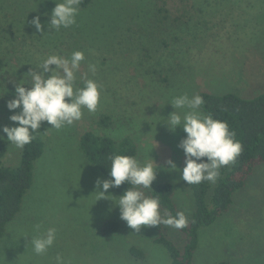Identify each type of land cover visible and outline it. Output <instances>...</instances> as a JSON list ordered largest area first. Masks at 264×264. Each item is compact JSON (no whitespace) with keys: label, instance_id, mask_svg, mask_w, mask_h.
I'll list each match as a JSON object with an SVG mask.
<instances>
[{"label":"rangeland","instance_id":"obj_1","mask_svg":"<svg viewBox=\"0 0 264 264\" xmlns=\"http://www.w3.org/2000/svg\"><path fill=\"white\" fill-rule=\"evenodd\" d=\"M54 6V0H0V137L8 144L1 164L15 167L20 158V149L2 131V126H15L9 116L20 111H10L7 101L15 96V84L30 82L29 69L41 71L36 66L48 56L70 58L82 51L76 87L95 80L100 101L95 112L84 108L71 125L57 130L45 121L34 133L43 152L34 162L20 212L0 242V264H56L58 255L65 264H170L166 249L154 242V228L134 232L120 218L114 188L108 190L114 197L94 203L96 181L106 178L83 156L80 137L92 131L116 140L131 138L142 164L156 144L149 152L157 163L151 187L170 183L177 209L189 219L195 205L181 178L184 153L177 146L186 134L179 126L170 131L164 122L172 111L182 115L185 110L168 102L185 93L251 97L264 89V0H92L79 6L74 25L58 31L47 26ZM35 16L41 32L31 24ZM102 114L110 116L107 124L99 123ZM169 158L178 170L166 163ZM209 182L211 193L217 179ZM108 220H118L120 228L104 235L101 226ZM48 228L56 229L54 244L37 254L31 240ZM161 231L183 246L177 228L161 222ZM132 248L144 257L134 256ZM220 261L264 263V162L234 192L230 209L198 230L192 264Z\"/></svg>","mask_w":264,"mask_h":264},{"label":"clouds","instance_id":"obj_2","mask_svg":"<svg viewBox=\"0 0 264 264\" xmlns=\"http://www.w3.org/2000/svg\"><path fill=\"white\" fill-rule=\"evenodd\" d=\"M54 3L47 26L50 24L58 31L61 27L68 28L74 25L81 0H60V2L54 0ZM31 24L38 32L42 31L39 16L33 17ZM84 59V53L77 50L70 58L59 55L48 56L36 66L41 69L39 72L29 69L31 81L15 84V96L7 101L6 106L10 111L20 109L18 113L13 112L9 116L11 121L17 122L15 126H2V131L7 134V140L14 143L17 148L23 149L32 142L34 133L41 127L42 122L46 121L52 128L59 130L65 125L80 120L84 108L89 112L97 110L100 85L93 79H85L83 87H76V73ZM50 65L55 67L50 68ZM57 69L62 70V74ZM89 70L95 73L96 66L90 64ZM46 73L50 74L46 75ZM25 84L31 86L26 88ZM168 103L173 109L185 110L182 115L180 112L172 111L164 120L170 131H175L179 126L186 134L177 145L184 153V166L180 170L181 178L187 184H199L205 180L215 182L219 176V169L233 163L243 150L241 142L236 139L235 131L229 129L226 121L215 119L211 114L205 115L199 111L205 103L199 94L191 97L187 93L181 94ZM154 147L148 151L149 160L143 164L132 155L110 156L111 179L98 178L96 181L98 189L94 191L98 195L94 203L99 199H110L111 194L108 193L110 188L127 183L128 187L118 196L119 200L115 204L119 207L120 218L134 232H139L141 226H157L161 222L175 228H183L186 225L183 212H177L175 217L163 219L159 196H149L141 190L153 191L151 185L156 178L157 163L149 156V152ZM205 157L206 160L202 159ZM166 163L171 169L178 170L177 165L170 158ZM39 227L36 225L37 230ZM55 239L56 229L48 228L43 235L32 238L34 252L45 253L54 244ZM56 264H65L59 255L56 257Z\"/></svg>","mask_w":264,"mask_h":264},{"label":"trees","instance_id":"obj_3","mask_svg":"<svg viewBox=\"0 0 264 264\" xmlns=\"http://www.w3.org/2000/svg\"><path fill=\"white\" fill-rule=\"evenodd\" d=\"M91 3L92 0H81L79 6L86 7ZM2 65L0 59V67ZM199 95L205 101L201 107L204 114H211L215 119L226 121L229 129L235 131L236 139L241 142L243 150L233 163L219 169V176L211 193L209 192L211 185L207 180L199 184H187L182 179L193 196L195 207L191 217L186 219L185 227L177 228L184 237L181 248L161 231V223L151 226L158 233L154 242L166 249L170 264H192L198 245L199 228L213 223L230 209L234 192L242 188L254 169L264 162V89L251 97H242L233 92L222 94L200 92ZM109 120L110 116L107 114L99 117L100 124H107ZM7 145V141L0 138V242L5 237L8 224L20 212L22 199L32 185L34 162L43 152L42 140L34 136L30 144L20 149L18 165L7 167L1 164ZM79 147L87 161L106 179H111L110 156L137 155V146L131 138L116 140L92 131H86L81 135ZM202 159L206 160V157ZM127 187L125 182L114 190L120 196ZM153 191L150 196H159L160 209L169 217H175L179 210L173 201L172 185L163 182ZM119 228L118 220H108L102 224L101 232L108 235ZM131 253L138 258L144 257L140 250L134 248L131 249ZM217 264L231 263L220 261Z\"/></svg>","mask_w":264,"mask_h":264}]
</instances>
